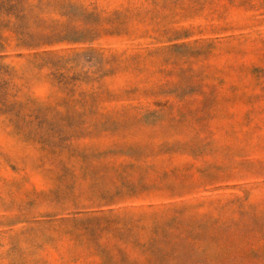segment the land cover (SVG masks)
I'll list each match as a JSON object with an SVG mask.
<instances>
[{
  "label": "rangeland",
  "instance_id": "1",
  "mask_svg": "<svg viewBox=\"0 0 264 264\" xmlns=\"http://www.w3.org/2000/svg\"><path fill=\"white\" fill-rule=\"evenodd\" d=\"M0 6V264H264V0Z\"/></svg>",
  "mask_w": 264,
  "mask_h": 264
},
{
  "label": "trees",
  "instance_id": "2",
  "mask_svg": "<svg viewBox=\"0 0 264 264\" xmlns=\"http://www.w3.org/2000/svg\"><path fill=\"white\" fill-rule=\"evenodd\" d=\"M3 9V6H0V10Z\"/></svg>",
  "mask_w": 264,
  "mask_h": 264
}]
</instances>
